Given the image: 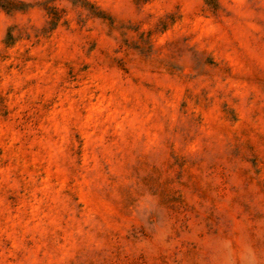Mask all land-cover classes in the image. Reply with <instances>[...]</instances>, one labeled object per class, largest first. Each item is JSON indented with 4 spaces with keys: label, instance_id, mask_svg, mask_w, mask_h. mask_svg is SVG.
<instances>
[{
    "label": "clouds",
    "instance_id": "clouds-1",
    "mask_svg": "<svg viewBox=\"0 0 264 264\" xmlns=\"http://www.w3.org/2000/svg\"><path fill=\"white\" fill-rule=\"evenodd\" d=\"M0 264H264V0H0Z\"/></svg>",
    "mask_w": 264,
    "mask_h": 264
}]
</instances>
